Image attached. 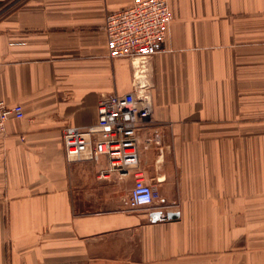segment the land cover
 Returning a JSON list of instances; mask_svg holds the SVG:
<instances>
[{
  "label": "crops",
  "instance_id": "1",
  "mask_svg": "<svg viewBox=\"0 0 264 264\" xmlns=\"http://www.w3.org/2000/svg\"><path fill=\"white\" fill-rule=\"evenodd\" d=\"M133 1L0 0V98L24 111L0 138V264H264V0H169L166 51L144 77L153 206L125 205L135 178H100L106 158L65 157L66 127L134 90L103 31Z\"/></svg>",
  "mask_w": 264,
  "mask_h": 264
},
{
  "label": "built area",
  "instance_id": "2",
  "mask_svg": "<svg viewBox=\"0 0 264 264\" xmlns=\"http://www.w3.org/2000/svg\"><path fill=\"white\" fill-rule=\"evenodd\" d=\"M174 20L169 0H134L130 7L108 13L103 25L107 56L131 61L135 68L134 90L125 94H101L94 125L88 129L66 127L63 131L67 161L100 164L106 158L108 164L101 169L100 178L108 179L115 174L134 176V185L125 200L130 209L151 207L161 197L158 188L149 183L139 169L141 133L151 127L154 113L152 87L144 77L151 58L166 51ZM11 118H24L22 106H8L0 98V138ZM152 133L153 137L145 140V148L160 141L158 132Z\"/></svg>",
  "mask_w": 264,
  "mask_h": 264
},
{
  "label": "water",
  "instance_id": "3",
  "mask_svg": "<svg viewBox=\"0 0 264 264\" xmlns=\"http://www.w3.org/2000/svg\"><path fill=\"white\" fill-rule=\"evenodd\" d=\"M167 217H168L169 219H176V218L179 217V215H178V214H174V213H170V214L167 215Z\"/></svg>",
  "mask_w": 264,
  "mask_h": 264
},
{
  "label": "rangeland",
  "instance_id": "4",
  "mask_svg": "<svg viewBox=\"0 0 264 264\" xmlns=\"http://www.w3.org/2000/svg\"><path fill=\"white\" fill-rule=\"evenodd\" d=\"M137 64H139V63H137Z\"/></svg>",
  "mask_w": 264,
  "mask_h": 264
}]
</instances>
